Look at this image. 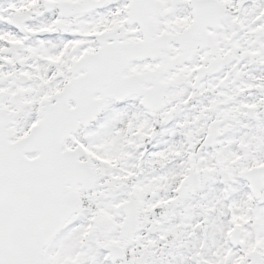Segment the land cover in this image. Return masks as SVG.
I'll return each mask as SVG.
<instances>
[{
  "label": "snow or ice",
  "instance_id": "1",
  "mask_svg": "<svg viewBox=\"0 0 264 264\" xmlns=\"http://www.w3.org/2000/svg\"><path fill=\"white\" fill-rule=\"evenodd\" d=\"M0 264H264V0H0Z\"/></svg>",
  "mask_w": 264,
  "mask_h": 264
}]
</instances>
